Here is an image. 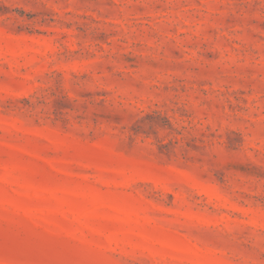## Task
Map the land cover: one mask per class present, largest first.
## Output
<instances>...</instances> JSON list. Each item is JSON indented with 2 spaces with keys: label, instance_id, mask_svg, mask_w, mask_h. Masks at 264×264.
<instances>
[{
  "label": "rangeland",
  "instance_id": "obj_1",
  "mask_svg": "<svg viewBox=\"0 0 264 264\" xmlns=\"http://www.w3.org/2000/svg\"><path fill=\"white\" fill-rule=\"evenodd\" d=\"M0 264H264V0H0Z\"/></svg>",
  "mask_w": 264,
  "mask_h": 264
}]
</instances>
